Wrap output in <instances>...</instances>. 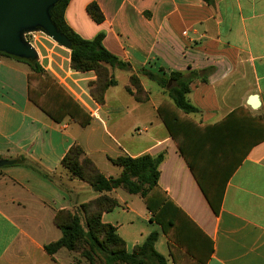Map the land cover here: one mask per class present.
<instances>
[{
    "label": "crops",
    "instance_id": "0c3cea01",
    "mask_svg": "<svg viewBox=\"0 0 264 264\" xmlns=\"http://www.w3.org/2000/svg\"><path fill=\"white\" fill-rule=\"evenodd\" d=\"M91 1L104 15L100 23L86 10ZM64 19L83 38L102 32L103 45L128 69L167 77L170 71L211 68L205 80L190 84L187 98L198 111H176L180 120L201 128L244 107L237 117L245 118L243 123L236 124L233 115L235 131L253 126L251 117L264 123V0H214L213 5L203 0H69ZM65 48L66 65L54 59L43 63L40 57L38 62L89 114L85 126L69 117L50 119L27 97L30 66L0 55V158L23 156L52 177L23 164L0 166V264H65L59 258L64 248L52 255L44 249L61 236L54 215L99 195L60 164L74 144L106 177L122 170L112 158L163 152L158 186L202 232L181 229V245L171 242L170 248L160 225L150 221L143 198L117 187L107 194L118 204L102 212L101 220L115 227L128 252L156 231L154 248L166 264H264V139L242 155L214 213L195 176L212 168L203 161L205 149L189 146L197 153L194 173L157 112L159 105L169 106L167 94L160 88L153 100L141 77L148 100L136 101L126 91L127 80L122 88L131 99L124 103L109 95L117 80L99 103L89 92L96 73L70 68ZM254 94L257 107L248 103ZM142 103H150L152 113L140 119Z\"/></svg>",
    "mask_w": 264,
    "mask_h": 264
},
{
    "label": "trees",
    "instance_id": "16d2710c",
    "mask_svg": "<svg viewBox=\"0 0 264 264\" xmlns=\"http://www.w3.org/2000/svg\"><path fill=\"white\" fill-rule=\"evenodd\" d=\"M203 1L208 5L214 3V0ZM68 2L69 0H61L54 6L51 10L52 18L69 42L70 67L78 71L93 70L96 73V79L89 83V92L97 102L103 103L105 91L108 87L116 85L117 79L110 76L106 78V73L102 74V71L108 73L106 66L124 70L129 67L103 45L102 32L92 38H83L66 23L64 10ZM86 10L95 22L100 23L104 20V15L96 2H89ZM0 55L10 57L1 52ZM23 62L30 66L31 71L27 74V97L35 106L55 122H61L65 117L71 118L81 126L89 122V114L41 67L38 59ZM210 71L211 68L188 72L170 71L166 77L146 68L138 70L141 75L155 81L169 97V106L159 105L157 112L193 172L196 169L193 156L197 153L189 152V146L193 145V149L196 146L205 149V152L201 153L206 157L203 161L212 168H206L202 177L198 174L195 176L213 212L217 213L223 187L240 158L249 147L264 139V123L261 117H251L254 121L253 126L250 128L246 126L240 131L236 128L235 131L231 125L233 115L236 113V124L243 123L245 118L237 117L245 110L244 107L234 109L219 123L201 128H197L191 122L180 120L175 114L176 111L185 114L198 111L188 100L187 94L191 82L195 79L205 80ZM129 80L126 91L138 102L147 101L148 91L143 88L140 78L132 73ZM163 158V152L157 155L144 153L136 157L120 155L111 161L122 168L121 173L116 177H106L90 158L84 156L79 144L72 145L61 159V166L72 177L88 182L99 195L80 205L85 218L84 224L80 215L69 209L58 210L55 213L54 223L61 230V236L46 243L45 251L53 254L62 247L74 250L79 248L81 243H86L89 250L83 253L90 263H94L95 254H99L104 264H166L165 258L154 248L156 231H152L141 244L128 252L124 241L116 234L115 227L101 220L102 212L118 204L107 192L121 187L129 193H138L143 198L146 208L151 213L150 221L160 225L168 238L170 248L171 242L181 245V229H195L202 234L182 209L159 188V164ZM8 160H14L12 164L26 165L50 180L52 178L37 163L23 156Z\"/></svg>",
    "mask_w": 264,
    "mask_h": 264
},
{
    "label": "water",
    "instance_id": "95a60500",
    "mask_svg": "<svg viewBox=\"0 0 264 264\" xmlns=\"http://www.w3.org/2000/svg\"><path fill=\"white\" fill-rule=\"evenodd\" d=\"M61 0H0V52L16 60L38 59L35 48L25 39L29 32L40 31L58 44L69 47L66 36L54 22L51 10ZM251 107L258 106L256 94L249 97ZM14 160L0 159V166Z\"/></svg>",
    "mask_w": 264,
    "mask_h": 264
},
{
    "label": "rangeland",
    "instance_id": "374dc122",
    "mask_svg": "<svg viewBox=\"0 0 264 264\" xmlns=\"http://www.w3.org/2000/svg\"><path fill=\"white\" fill-rule=\"evenodd\" d=\"M26 40L35 48V50L38 53V58L40 57V59L43 63H46L45 61H47V59H49V60L54 59L57 61V63H60L62 65L67 63V61L65 60L66 55L64 54V52L68 51V50H66V48L64 46L58 44L56 41H54L52 38H50L49 36H47L43 32H40V31L30 32L29 34L26 35ZM52 65H53V63H52ZM69 66H70V60H69ZM106 67H108L107 68L108 73L106 71H102V74L106 73L105 74L106 78L110 76L113 79L115 77V79L118 80V84L116 86L112 87L113 90H112V92L109 93V95L115 94L116 96L121 98L122 101H124V103L128 102V99H131V97L128 96L127 93H125L123 91L122 86L124 83H126L127 80L130 83V80H129L130 75L132 73H134L137 75V77L140 78V81H141V77H142L144 87L150 92L151 98L153 100L158 98L160 87L157 85V83L155 81L150 80L147 77L141 75L138 72V70L134 71L132 69L127 68L126 71H124L121 69L111 68L109 66H106ZM139 107H140V111L142 114L140 116V119H142L145 116L151 115L152 107H151L150 103H145V104L142 103L139 105ZM178 112L182 113L179 110H178ZM137 118H139V116ZM139 125H140L139 127L142 128V126H143L142 123H140ZM82 181H84V180H82ZM84 182H86V181H84ZM86 183L89 184L88 182H86ZM91 199H93V198H91ZM91 199H89V200H91ZM89 200H87V201H89ZM87 201H85V202H87ZM85 202H82V203H85ZM82 203H80L76 207H74V210H72V211L76 212V213H78V215H80L81 222L84 224L85 218H84L83 214L81 213L82 211L80 209V205ZM64 249H65V252H64L65 254H61V256H59V258L65 264H104L102 257L99 254H95L94 263L89 262V260L84 256V253H83L85 250H89V246L86 243H81L79 248H76L74 250H69L67 248H64Z\"/></svg>",
    "mask_w": 264,
    "mask_h": 264
},
{
    "label": "built area",
    "instance_id": "2783aa9c",
    "mask_svg": "<svg viewBox=\"0 0 264 264\" xmlns=\"http://www.w3.org/2000/svg\"><path fill=\"white\" fill-rule=\"evenodd\" d=\"M29 33H30V32H29ZM29 33H27V34H29ZM27 34L24 35L25 39H26V35H27Z\"/></svg>",
    "mask_w": 264,
    "mask_h": 264
}]
</instances>
